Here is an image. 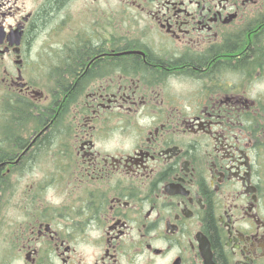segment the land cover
<instances>
[{"label": "flooded vegetation", "instance_id": "1", "mask_svg": "<svg viewBox=\"0 0 264 264\" xmlns=\"http://www.w3.org/2000/svg\"><path fill=\"white\" fill-rule=\"evenodd\" d=\"M0 264H264V0H0Z\"/></svg>", "mask_w": 264, "mask_h": 264}, {"label": "rangeland", "instance_id": "2", "mask_svg": "<svg viewBox=\"0 0 264 264\" xmlns=\"http://www.w3.org/2000/svg\"><path fill=\"white\" fill-rule=\"evenodd\" d=\"M54 49H56V48H53V51H54Z\"/></svg>", "mask_w": 264, "mask_h": 264}]
</instances>
